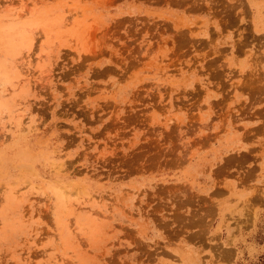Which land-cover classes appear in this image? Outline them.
<instances>
[{
    "label": "rangeland",
    "instance_id": "374dc122",
    "mask_svg": "<svg viewBox=\"0 0 264 264\" xmlns=\"http://www.w3.org/2000/svg\"><path fill=\"white\" fill-rule=\"evenodd\" d=\"M0 264H264V0H0Z\"/></svg>",
    "mask_w": 264,
    "mask_h": 264
}]
</instances>
